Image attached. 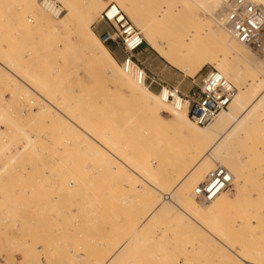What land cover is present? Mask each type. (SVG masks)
<instances>
[{
  "label": "rangeland",
  "instance_id": "obj_1",
  "mask_svg": "<svg viewBox=\"0 0 264 264\" xmlns=\"http://www.w3.org/2000/svg\"><path fill=\"white\" fill-rule=\"evenodd\" d=\"M58 1L64 9L63 16L66 6ZM70 1L78 10L91 2L96 5L83 18L93 32L102 9L116 3ZM117 1L136 28L139 29L128 15L126 4L172 38L180 35L179 30L201 32L196 17L220 27L214 13L194 8L185 0ZM36 3L40 5L39 0ZM28 8L26 0H0V62L7 64V69L0 67V264H101L115 244L131 233L156 196H168L169 182L181 168L173 167L175 159L160 154L169 146L168 140L161 150H148L154 146L150 142L154 132L144 124L147 116L133 97L135 92L118 86L107 74L92 67L91 59L78 43L77 35L86 30L84 25L79 29L73 19L70 27L48 36ZM173 8L178 9L180 18ZM160 11H164L161 18ZM45 14L50 16L46 11ZM205 39L207 45L213 44ZM137 58L150 82L148 89L155 94L164 86L178 87L182 95L190 94L204 72L213 67L205 64L189 77L146 43ZM117 62L121 69L120 61ZM21 68L31 74L34 85L39 78L44 82L40 89L31 84L41 96L10 73L15 71L21 76ZM261 69L264 72L262 66ZM231 83L237 91L236 84ZM45 99L63 112L71 105V115H67L82 118L81 127L93 137L100 140L101 135L111 133L113 136L106 141H116L120 159L123 153L130 152L134 158L132 169L155 184V196L145 199L146 189L140 188L143 182L133 170L113 169L116 160L99 150L88 136L71 129ZM43 105L48 108L42 110ZM160 115L163 121L170 116L167 111ZM212 123L202 127L208 128ZM114 135L121 137L117 141ZM223 150L222 158L208 160L211 167L205 166L189 189L191 193L208 170L216 164L224 166L223 160H229L237 165L239 177L228 186L220 205L209 210L211 206L195 199L205 216L186 222L176 215L178 210L172 203L175 198L168 196L169 208L152 220L141 239L125 254L118 253L114 264H237L238 256L253 264H264V105ZM191 152L177 155L176 165L193 162L195 155ZM154 157L158 160L152 164L150 177L139 166L150 164L149 159ZM108 158L110 166L104 165Z\"/></svg>",
  "mask_w": 264,
  "mask_h": 264
},
{
  "label": "bare ground",
  "instance_id": "obj_2",
  "mask_svg": "<svg viewBox=\"0 0 264 264\" xmlns=\"http://www.w3.org/2000/svg\"><path fill=\"white\" fill-rule=\"evenodd\" d=\"M54 1H56L60 5L61 10L64 11L60 2L58 0ZM61 1L66 6V14L63 16L62 14L57 16L56 14H52L47 11L41 4L42 0H39L40 5L36 3V0H26V4L29 7L28 9H30V11L34 14L37 23L45 28L46 35L48 36L56 35L59 31L65 30L70 27L72 23L71 20L73 19H76V21H74V24L79 29L82 25H84L86 30L78 33V43L82 51L91 59V63L93 65L92 67L103 73L104 76L107 74L109 78L113 79V81L118 84V86L135 92L133 94V97L135 98L136 102L139 103V106L147 116V120L144 122V124L151 126V130L152 132H154V135H152L150 138V142H153L154 146H150V148L147 147L148 150L152 148L155 152H157L159 149H162L161 146L163 142L168 140L169 146L164 150L162 149L160 154L166 155L169 160H178V157L176 156L180 155L181 152H184V154L186 155H188V153H190L191 151L194 153L195 156H193V162H187L185 165L183 164L182 167H179L182 164H180L179 166L176 165L179 164L176 163L177 160L176 162L175 160L173 161L175 163V166L173 165V167L181 168V171H179L180 173L174 178V180L169 182L167 195L173 196L175 198L176 202L173 201L172 203H175L178 210L176 215H178L186 222H188L189 219L194 220L195 218H204L205 212H203L202 209L195 204L196 201L194 200L196 199L201 204H208L206 205V207L211 206L209 207V210H214V207L216 208L220 205L219 202L222 201L221 197L228 187L209 200L205 199L201 195H197L195 193L196 187H198L200 183L205 181L207 174L211 170L215 169L218 166H220L226 173H228L230 185L239 177V171L236 169L238 167L236 164L230 162L229 160H223L224 166L222 164H216L213 168L208 170L206 174H204L205 176L202 178V180L194 185V187L192 188V192L190 193L189 189L195 181H193V179H195V176L201 173V170L205 168V166L211 167V163H208V160H213L214 158L219 159L224 156L223 148L225 144L229 140L234 139L235 136L246 125L249 124L250 118L252 117L254 112H259L260 107L264 105V72L261 69V66L264 69V59L261 56V54H264V51L262 50L260 54L248 42L240 41L239 39L233 37L232 33L230 32V28L225 23V7H227L228 3L231 0H224L223 4H220L221 7L219 8V10H216L217 12H213V10L221 0H185V2H187L194 8L197 7L210 14L214 13L212 15L220 27L214 25V23H212L211 21L204 22L196 17L195 20L200 22L202 31L198 32L196 29H186L182 31L179 30L180 35L175 38H172L171 35L167 33H161L159 28L151 25V21H146L139 15V13L135 12L131 4H126L127 13L140 30L136 28L127 18V16L122 12L121 8H119V6L116 4L118 3L121 6L120 2L117 0L115 1V4H107L99 14V20L106 22L110 26L111 30L107 32L109 34L113 33L114 29L112 24L115 23L116 18H118L119 20L122 16H124L136 30H138L139 32H143V35L140 32L143 39V45L141 46L140 50L146 43L168 64L178 68L185 75L192 77L199 69H201L202 66H204L205 64H209L213 67H210L207 70L214 69L215 71L219 72L232 86L233 84L231 83V81L236 84L237 91L233 86L234 95L232 100L228 103L227 108L219 112V115H216V119L214 118L215 120L213 119L211 121L213 123L208 128L202 127L205 125L196 124L190 118L188 114V100L181 98L178 95H174L172 98L169 97V92L165 86L159 90L158 94H155L153 91L148 89L150 87V83L149 85L148 81L144 83L143 74L139 72L138 69H135L134 65L131 69L125 70V66L123 64L121 65L120 69L118 62L113 58L104 44L114 43L122 50L121 45L117 44L114 41H102L101 36L106 32L100 34L98 38L89 27L86 20L83 19L87 14L93 12V10L96 9V5L94 3L91 2L92 4L89 3L87 6L81 7V9L78 10L70 0ZM245 1H249L264 8V6H262L264 5V0ZM179 4L177 6H179ZM40 7L44 11L40 9ZM45 11L51 17L46 15ZM172 11H174V14H177V17L180 18V14L177 12L178 9L173 8ZM160 12L161 15H158V17L161 18L163 17L164 11ZM108 20H110L111 22ZM56 21L57 23H55ZM220 28H223V30L236 42L231 41V39L227 37V35L223 31H221ZM205 38H209V41L213 44L207 45L205 43ZM199 41L202 42V44H200ZM246 46L251 49L253 54L258 58L259 62L256 60V58L250 55ZM122 52L124 57V51L122 50ZM9 66L10 65H8V68ZM0 67L7 69V64L5 65V63L0 62ZM20 70H22L23 75L21 76L23 78L19 75V73L16 74L15 71L13 72L10 70V73L16 78V80L20 82V84H24L32 92H34L38 96H41V93L38 92V89L42 88L45 85L44 82H42L39 78V82L35 80L36 82L34 85L31 80V74L26 72L25 68H21ZM129 76H132L133 79ZM31 84H33L38 89L36 90L34 86H31ZM45 100L47 102L46 104H49L50 108L61 114V118L64 120V122H66V124H68V126H70L71 129L77 130L78 132H81L88 136L87 138L92 140L94 144L98 146L99 150L106 152L108 156H111L114 158V160H116L117 164L114 165L113 169H132L131 166H134V158L130 154V152L126 155L125 153H123V159H120L117 156V153H119V148L117 145H115L116 141H106L107 137L109 138L113 136L111 133H108L107 136L101 135V138L99 140L81 127L82 118L80 120L74 116H68L71 115V105L67 106L66 111L63 112L59 108V106L57 107L47 99ZM47 106L43 105L42 110L47 109ZM164 111H167L170 116L168 120L163 121L160 113ZM85 120H83V122H85ZM115 137L117 138L115 140L118 141L121 135H117ZM28 138L29 137H27V139ZM30 141L31 140L29 139V142ZM22 149L24 150V148ZM182 156L179 157L182 159ZM156 160H158L157 157L149 159V162L151 163L146 166H139V170L144 172V174L146 175L149 174L151 177V169L153 167L152 164L155 163ZM104 165L110 166L109 158L105 161ZM133 173L138 177V179L142 180L143 184L141 183L142 185H140V188L143 187L146 189L144 191H146L145 193L147 195L144 197L145 199L149 200L154 195V191L152 192V190L158 191V188L155 186V184L153 185V183L142 177L137 171L133 170ZM164 194L165 193H161V197L158 198L156 196L154 203L147 209V212H145V215H143V217L133 228L131 233L115 244L114 249L112 248L113 251L107 254L104 260L102 259L103 261L101 262V264H114L118 253L121 252L119 256L125 254V252H127V250L131 248L134 242L141 239L143 232L148 228L152 220H154L155 217H157L165 209L167 210V208H169V201L166 200L169 197H165ZM237 262V264H253V262L249 261L246 257L239 256L237 257Z\"/></svg>",
  "mask_w": 264,
  "mask_h": 264
},
{
  "label": "built area",
  "instance_id": "obj_3",
  "mask_svg": "<svg viewBox=\"0 0 264 264\" xmlns=\"http://www.w3.org/2000/svg\"><path fill=\"white\" fill-rule=\"evenodd\" d=\"M41 4L47 11L57 16L63 12L54 0H42ZM225 9V23L233 37L248 42L261 54V51H264V8L245 0H231ZM112 26L113 33L102 34V41L120 44L125 54L121 65L124 64L125 70L131 69L134 65L135 69L143 74V81L146 83V72L137 58L143 45L140 32L124 16L119 20L116 18ZM261 56L264 59V54ZM167 90L171 98L178 95L188 100V114L200 125L209 124L219 112L225 110L234 95V87L214 69L205 71L200 83L190 95H182L177 87H168ZM229 183L228 173L218 166L207 174L205 181L196 187L195 193L209 200L225 190Z\"/></svg>",
  "mask_w": 264,
  "mask_h": 264
},
{
  "label": "crops",
  "instance_id": "obj_4",
  "mask_svg": "<svg viewBox=\"0 0 264 264\" xmlns=\"http://www.w3.org/2000/svg\"><path fill=\"white\" fill-rule=\"evenodd\" d=\"M110 30H111L110 26L104 21L99 20L97 24H95L94 26V32L98 36L102 34L103 32H108ZM105 47L107 48V50L110 52V54L113 56V58L116 61H121L123 57V52L119 46H117L114 43H108L105 45Z\"/></svg>",
  "mask_w": 264,
  "mask_h": 264
}]
</instances>
